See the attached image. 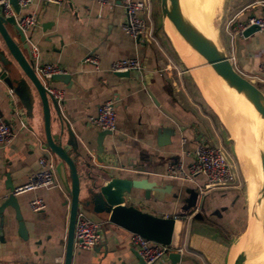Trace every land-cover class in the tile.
<instances>
[{"label":"crops","instance_id":"1","mask_svg":"<svg viewBox=\"0 0 264 264\" xmlns=\"http://www.w3.org/2000/svg\"><path fill=\"white\" fill-rule=\"evenodd\" d=\"M121 1L98 4L94 0L56 3L31 0L19 6L16 16L35 15V24L26 34L28 42L36 46L37 61L52 62L70 74L67 84L60 81L50 84L62 91L59 108L63 125L69 126L75 134L79 150L87 152L94 167H105L108 163L123 176L144 177L159 186L169 185V191L164 192L160 200L151 195L143 197L139 189L133 190L135 198L130 202L151 214L170 216L180 212L186 196L183 188L191 184L165 176L168 163L180 161L185 166L201 141L224 146L232 140L234 153L242 164L238 155V133L226 118L230 109L224 103L227 95L237 100L233 90L200 57L184 42L170 36L164 23L163 28L158 29L151 20L152 37L133 39L125 34L120 28ZM263 14L264 0H221L213 38L216 36L224 50L232 53L230 62L234 68L264 92V32L255 30L247 36H236L229 44L224 29L229 20L232 24L247 15ZM87 54L96 57L97 69L82 60ZM129 56H137L141 69L130 70L128 75L106 70L113 60ZM31 93L33 103L28 116L16 96L0 83V115L12 131L9 142L0 147V196L8 192L4 187L6 173L9 184L19 186L38 168L37 158L49 153L43 146L39 101L36 94ZM151 96L178 123L165 115ZM107 99L113 104L116 127L104 136L102 151L98 153L95 132L100 129L90 124L87 116L94 114L96 106ZM49 130L53 137L59 131L58 118L50 104ZM61 141H65L64 132ZM243 152L244 158L249 157L247 151ZM98 156L101 162H97ZM76 166L81 178L79 196H83L86 169L79 160ZM242 169L245 177L243 165ZM55 178L54 186L14 194L25 237L17 233L12 209L8 207V221L4 220L0 226V264H62L69 196L56 174ZM195 179L202 181L200 176ZM173 193L177 196L173 197ZM33 197L43 200L42 209H29L28 201ZM248 198L247 195V217L251 206ZM240 208L241 198L236 186L213 188L197 198L195 212L199 217H194L193 213L189 217L174 218L168 250L182 248L178 251L185 256V260L176 264H231L235 243L230 245L226 241L221 228L226 229L238 219ZM86 215L101 221V239L88 250L72 248L70 264H142L132 255L134 249L127 241V230L103 217L89 212ZM250 240L248 235L244 242L245 253L253 260L255 255L259 256L258 246L252 245ZM158 264H171L166 253Z\"/></svg>","mask_w":264,"mask_h":264},{"label":"water","instance_id":"2","mask_svg":"<svg viewBox=\"0 0 264 264\" xmlns=\"http://www.w3.org/2000/svg\"><path fill=\"white\" fill-rule=\"evenodd\" d=\"M8 3L16 15L19 10L16 0H8ZM158 7L162 25L166 18L181 39L201 56L203 62L211 68L214 74L224 83L233 87L237 93L248 101L251 107L254 126L253 142L260 175L257 200L260 201L262 206L261 217L254 220L253 224L256 221L259 222L264 236V92L234 68L217 37L211 38L203 32L186 14L179 0H158ZM1 8L2 5L0 4V83L11 90L28 116L31 114L33 103L31 91L36 94L42 115L43 146L55 157L54 171L56 177L69 196L62 264H70L73 223L75 211L78 207L95 216L103 217L104 220L127 231L136 232L146 239L168 246L174 218L172 216H157L143 211L130 201L135 198L133 190L139 189L142 190L143 197L147 198L151 195L156 200H160L163 193L169 191V185L159 186L155 181L144 177L123 176L117 168L110 166L108 163L104 164L105 167L99 168L94 167V164L89 162L87 152L82 153L79 150V143L75 134L69 126L63 125L59 101L45 90L33 70V61L27 42L28 35L16 24L15 16L11 14L4 15ZM255 30L256 27L250 25L242 31V36H247ZM128 72L116 71L113 73L128 75ZM69 79V73L60 72L51 74L48 82L60 81L67 84ZM151 98L154 104L158 105L152 96ZM49 104L59 122V131L56 137H53L49 130ZM158 108L175 123H178L173 115L162 106L158 105ZM62 132L65 134L64 142L61 141ZM106 134H110V131L97 130L95 132L98 153L102 151V140ZM77 160L86 169L84 172L86 184L83 186V196H79L81 178L77 172ZM96 160L97 162L102 161L99 156ZM91 170H94V172ZM5 177L4 187L8 192L0 196V226L4 220L8 221L7 216L9 217V215L6 209L10 207L12 209L11 217L16 221V231L19 235L25 237V227L16 197L12 193L13 187L8 182L7 173ZM183 190L186 196L182 199L181 213L195 207L197 202V192L194 187L185 186ZM172 196L176 197L177 193H173ZM193 216L199 217V213L194 212ZM251 224L252 222L250 224L247 222L238 236L231 264H244V242ZM131 252L133 257L141 263L142 260L136 251L132 250ZM166 255L171 264H176L179 260H185V256L181 255L178 250H168Z\"/></svg>","mask_w":264,"mask_h":264},{"label":"built area","instance_id":"3","mask_svg":"<svg viewBox=\"0 0 264 264\" xmlns=\"http://www.w3.org/2000/svg\"><path fill=\"white\" fill-rule=\"evenodd\" d=\"M31 0H16L19 6H25ZM49 2H59V0H45ZM98 4H104L108 0H94ZM4 15H14L16 24L26 34V30L31 28L36 21L33 13L15 15L8 0H0ZM123 20L120 23L122 31L133 39L151 36V3L150 0H122ZM226 22L224 29L229 37V44L236 36H242V31L250 25H254L256 30L264 32V14L247 15L243 20ZM28 42V40H27ZM30 56L33 61V70L45 90L57 101H60L62 91L48 82L53 73L63 72L62 68L52 62H38L37 49L29 43ZM229 61H232V53L225 51ZM97 69V59L92 54H87L82 59ZM141 69V62L137 56L122 57L110 62L108 72L130 71ZM11 94V90H9ZM87 121L100 130H115V111L112 101L107 99L99 103L95 108V113L87 116ZM24 126L23 122H20ZM12 137L9 124L0 115V147L5 145ZM38 168L29 173L24 183L13 187L12 193L33 190L37 188H48L56 183L54 171V158L52 155L44 154L37 158ZM164 175L170 178L185 181L191 184L200 198L207 190L213 188H224L237 186L239 182L238 174L229 162V154L226 148L218 143L211 144L201 141L193 150L191 160L183 166L180 161L168 163ZM196 176H200L202 181H197ZM29 209L37 211L44 207V202L40 197H33L28 201ZM195 212V207L189 211L179 212L170 215L173 218H185ZM166 216V215H165ZM101 221L93 220L86 215V211L78 207L75 211L72 234V248L91 249L101 239ZM127 241L136 251L143 264H158L165 255L169 247L149 239H146L136 232L128 231ZM182 248H178L181 250Z\"/></svg>","mask_w":264,"mask_h":264},{"label":"bare ground","instance_id":"4","mask_svg":"<svg viewBox=\"0 0 264 264\" xmlns=\"http://www.w3.org/2000/svg\"><path fill=\"white\" fill-rule=\"evenodd\" d=\"M220 1L221 0H191V1L179 0L186 14L193 20L195 24H197V26L203 32L205 33L207 32V35L211 38H213L215 35V28L211 23V19ZM163 23H164V26L167 32L170 34L171 37L175 39V41L181 40L182 42H184L166 18L164 19ZM190 50L193 51V53L196 54L198 58L199 57L201 58V56L194 49L190 48ZM186 56L184 55L185 58ZM226 85L231 90H233L235 99L238 101L239 106L241 108V110H235L236 113L238 114H236L233 110L231 111L230 109L229 115L226 113L227 114L226 118L229 124L231 125L233 131L234 132L237 131L238 133L237 134L238 143L240 147L238 150V155L241 157V160L243 162L242 165L244 164L243 166L245 168V177H246V182H247V195L249 197L248 199L250 200V203L252 204L251 205L252 207L250 206L251 209H250L249 216H248V222L249 224L252 222V224L249 227L248 235H250L251 237L250 243L252 245L257 244L258 246L259 256L255 255L253 259L255 260V262L259 263L258 260H260V258L264 256V236L261 231L259 222L256 221L253 224L254 220H257L261 217L262 206H261L260 201L257 200V193H258L257 190H258V186L260 183V175H259V168H258V163H257L255 144L253 142L254 126H253L252 110H251V107L248 101L245 100V98H243L239 93H237L236 90L233 87H231L229 84H226ZM239 106H238V109H239ZM223 117H225L224 114H223ZM231 117L233 118L234 121L238 123L237 126H235V123L231 119ZM243 124L245 125L244 127H243ZM243 146L244 148L242 149ZM243 151H247V153L249 154V157L246 156L244 158L243 156L245 155Z\"/></svg>","mask_w":264,"mask_h":264},{"label":"rangeland","instance_id":"5","mask_svg":"<svg viewBox=\"0 0 264 264\" xmlns=\"http://www.w3.org/2000/svg\"><path fill=\"white\" fill-rule=\"evenodd\" d=\"M157 1L158 0H154V1L152 0L151 1V4H152L151 20L155 23V25H156L155 27L156 28L162 29L163 25L161 23V18H160L159 7H158V2ZM186 1H191V0H186ZM220 6H221V1L218 4V6L216 8V11H215V13H214V15H213V17L211 19V23H212L213 26H215L216 16H217V14H218V12L220 10ZM225 97H227V99L224 100L226 108L231 109V111L232 110H241V108L239 106V103L237 101L232 100L228 95L225 96ZM238 106H239V109H238ZM233 145H234L233 141L232 140H228L224 144V147L226 148V150H227V152L229 154V162L233 166V168H235V170H236V172L238 174V177H239V182L237 183L236 188L239 191V195H240V198H241V208H240V212H239V215H238V219H236L235 222H232V225L226 226V229L221 228V230L224 231L223 237L226 239V241H228L230 243V245L235 243L234 244V249H235L236 244H237V238L240 235V233L242 232V230L244 229L246 223L248 222V217H247V213H246V210H247V195H246L247 182H246V177H244V174H243L242 164L238 160L236 154L234 153ZM243 168H244V166H243ZM257 196H258V193H257ZM244 255H245L244 264H260V263L264 264V262H262V261H264V256L261 257L260 260H258L259 263H257V262H255L254 259L253 260L249 259V257L247 256V254L245 252H244Z\"/></svg>","mask_w":264,"mask_h":264},{"label":"trees","instance_id":"6","mask_svg":"<svg viewBox=\"0 0 264 264\" xmlns=\"http://www.w3.org/2000/svg\"><path fill=\"white\" fill-rule=\"evenodd\" d=\"M190 209H191V208H190ZM190 209H189V210H190ZM189 210H187V211H189Z\"/></svg>","mask_w":264,"mask_h":264}]
</instances>
